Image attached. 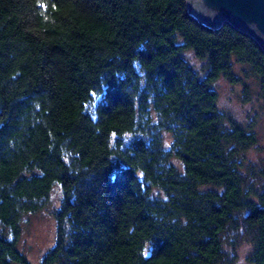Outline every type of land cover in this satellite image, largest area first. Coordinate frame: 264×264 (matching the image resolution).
Masks as SVG:
<instances>
[{
	"label": "trees",
	"instance_id": "obj_1",
	"mask_svg": "<svg viewBox=\"0 0 264 264\" xmlns=\"http://www.w3.org/2000/svg\"><path fill=\"white\" fill-rule=\"evenodd\" d=\"M244 77L264 98L257 38L185 0H0V264L46 206L40 264H264L258 136L219 91Z\"/></svg>",
	"mask_w": 264,
	"mask_h": 264
},
{
	"label": "rangeland",
	"instance_id": "obj_2",
	"mask_svg": "<svg viewBox=\"0 0 264 264\" xmlns=\"http://www.w3.org/2000/svg\"><path fill=\"white\" fill-rule=\"evenodd\" d=\"M237 69L240 75H242L241 66H238ZM244 81L251 86V95L244 96ZM243 82L236 84L224 81L220 82L221 103L225 108L233 110L242 120L252 124L258 136V144L251 149L250 154L258 162L264 163V98L257 95L259 88L253 78L244 77ZM58 193V190L54 193L55 203L59 202ZM27 218L28 220L23 225L20 245L26 251L27 256L33 264H40L42 253L54 242L56 219L51 213L49 206L41 208L36 212L28 213ZM249 249V243L243 242L241 244L239 250L242 256L238 259L237 264H255L245 258V253Z\"/></svg>",
	"mask_w": 264,
	"mask_h": 264
},
{
	"label": "water",
	"instance_id": "obj_3",
	"mask_svg": "<svg viewBox=\"0 0 264 264\" xmlns=\"http://www.w3.org/2000/svg\"><path fill=\"white\" fill-rule=\"evenodd\" d=\"M186 14L211 32L224 21L255 36L264 48V0H185Z\"/></svg>",
	"mask_w": 264,
	"mask_h": 264
}]
</instances>
